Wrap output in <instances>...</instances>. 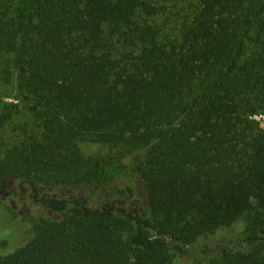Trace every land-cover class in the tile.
Returning a JSON list of instances; mask_svg holds the SVG:
<instances>
[{
  "label": "trees",
  "instance_id": "16d2710c",
  "mask_svg": "<svg viewBox=\"0 0 264 264\" xmlns=\"http://www.w3.org/2000/svg\"><path fill=\"white\" fill-rule=\"evenodd\" d=\"M183 1L0 0V81L39 127L0 145V196L19 180L33 205L0 264H264V0ZM114 164L98 205L58 192Z\"/></svg>",
  "mask_w": 264,
  "mask_h": 264
},
{
  "label": "rangeland",
  "instance_id": "374dc122",
  "mask_svg": "<svg viewBox=\"0 0 264 264\" xmlns=\"http://www.w3.org/2000/svg\"><path fill=\"white\" fill-rule=\"evenodd\" d=\"M161 1L171 8L174 5H179V7L185 5L183 0ZM166 17L167 15L160 16V21L165 22ZM12 103L16 104V107L8 105ZM8 108H13V116L10 120L8 119L5 122H1L0 119V145L3 150L20 144L27 137L39 131L38 123L30 112L29 101L24 98V93L19 89L15 75H13L12 80L9 83L0 81V114H7L9 112ZM255 118L258 121H261V124L264 127V114L255 116ZM82 147L86 154L95 155L108 153L107 148L97 144H83ZM116 167H118V169ZM119 169V164L113 165L111 173L118 172V174H120L118 175L119 179L116 180L113 185L104 183L88 188H71L69 190L61 188L58 192L61 196H84L89 199L92 205H98V203L103 201L104 198L113 195L112 188L114 186L115 188H118V186L124 185V179H127L125 177H127L129 168L127 169L124 167L123 172ZM9 184L10 187L8 192L0 196V240L1 237L9 240L8 248L4 249V254L14 252L21 244L26 242L29 238L26 232L31 230L33 223V221H30L32 216L29 209L33 205L28 200V193L23 190L27 185L20 186L21 184L19 180H11L9 181ZM131 208L132 207L127 208V210L130 211ZM16 215L18 217H16ZM243 229L244 226L236 225L233 228L225 229L219 234V237H221V241L226 244L233 245V243H236L242 236L241 232ZM190 260L191 258L184 257L178 264H189Z\"/></svg>",
  "mask_w": 264,
  "mask_h": 264
}]
</instances>
